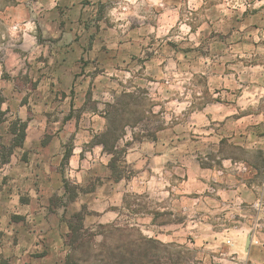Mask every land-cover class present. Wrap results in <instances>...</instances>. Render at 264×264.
Listing matches in <instances>:
<instances>
[{"label":"clouds","instance_id":"obj_1","mask_svg":"<svg viewBox=\"0 0 264 264\" xmlns=\"http://www.w3.org/2000/svg\"><path fill=\"white\" fill-rule=\"evenodd\" d=\"M60 3L61 0H34L22 15L9 18L5 24V31L0 32V39L7 34L12 38L19 39L22 36L29 40L32 48L24 59L33 65V79H35L37 68L48 73L53 79L59 76L60 73L51 71L52 62L57 59V56L55 54L50 56L49 53H54V49L59 47V44L70 43L73 39L72 32H68L66 27H59L58 5ZM92 4L93 8L86 9L93 19V25L88 34L96 32L95 22L99 13L100 35L105 38L104 42L107 43L108 48L117 55V59L111 63L119 64L121 71L112 69L110 64L109 70L94 82H90L87 76V73L93 72L90 64L84 70L85 75L75 82L78 110H83L84 94L89 88L92 89L90 102L95 104L97 112L102 114L110 106L116 105L123 89L120 83L109 80L110 77L115 76L117 81L128 87L129 91H133L136 87L148 90L145 94L147 104L168 128L169 133L175 131L181 138L187 137L188 130L198 133L195 144L187 139L184 140V145L189 150H193L199 147L203 138L208 135L207 132L202 131V127L209 125L211 121L223 120L224 115L229 114L220 105H216L215 108H201L200 101L204 99L205 87H208L210 91L212 86L220 87L227 81L225 86L232 88V96L223 91L212 95H221L222 99H234L237 106L231 108L233 113L238 109L246 108L249 103L256 105V99L244 100V96L249 95L247 90L244 91V96L236 97L235 90L242 87L239 79L234 80L232 76L220 79L223 76V67L222 64L218 66L217 61H222L223 58L215 49L208 53L210 57L208 60L204 58L193 60L191 56L187 58L177 56L173 59L174 54L168 49L166 41L172 40L180 48L189 45L195 48L212 31L223 32L233 26L236 28L232 34L233 38L244 35L245 38L255 37L258 40H264V0H92ZM134 22L137 26L130 27ZM257 22L260 24V28L256 30L259 32L258 36L256 32L249 30V26ZM192 28H195V31H192ZM169 30H171L170 34ZM75 31L77 29H73V32ZM78 31L84 34L82 27ZM18 33L21 36H18ZM53 38H61L59 44L52 45L50 40ZM151 38L156 39L152 49L156 51V56L144 64L130 61L129 56L133 53L139 58H144L140 46H146ZM120 41L123 43H118ZM100 47L101 42L98 40L90 54L91 57L94 58L99 53ZM225 51L234 52L236 55L244 54L246 58L251 55L247 50L241 53L239 48ZM259 51L264 52V48ZM79 55L81 53L77 50L76 57L78 58ZM40 56L48 59L49 67H46L44 63H37V57ZM85 59H89V55H85ZM11 60L17 65L20 64L16 57H11ZM125 65L128 66L127 71L123 70ZM75 70V68H69V71ZM204 70H207L211 79L216 81L214 85L193 83L195 74ZM12 74L15 75V72ZM148 77L152 79L149 80ZM254 83L264 90V69L259 70ZM46 89L47 81H41L40 88L29 99V104L33 106L31 113L27 106L19 107L23 93L13 94L8 101L0 104V111L11 106L13 111L9 114L10 119L15 120L19 116L20 123L23 124L31 116L32 123L29 124V128H35L38 122L42 121L40 111L43 110ZM257 95H264V91H260ZM37 96L40 97L39 100L36 99ZM67 104L68 101L65 100L60 106L63 108L60 112L61 118L68 111ZM209 114H211V121L206 118ZM246 121L260 125L264 121V112L251 120L246 118ZM235 123L239 125L245 121ZM107 127L106 120L90 114H86L81 119L78 127L75 120H70L64 125L57 121L52 130L54 132L56 129L61 130L53 138L47 150L39 151L28 165L17 164L14 156L12 166L9 168V171L16 175L14 191L4 210L0 212L2 217L0 219V264H32V254H36L38 258L43 257L38 259V264H63V259L71 252L67 243V234L70 233L68 220L74 214L82 213L83 216H88L89 220L84 227L92 231L99 229L101 225L107 226L113 221L125 219L136 224V216L129 218L127 215L129 209L125 206V199H122L126 194L129 199L137 198L143 201L153 197L156 200L169 197L170 191L174 189L170 183L171 172L164 168L163 161L173 157L169 156V150L164 149L162 144L160 147L164 155L156 158L154 164L150 165L152 168L150 174L137 176L131 183L123 178L119 179V183H111L112 178H109L110 172L107 166L115 155L122 152L120 150L124 149L126 142L132 141L138 149L135 156H124L128 164H131L140 152H147L148 156H151L149 149L153 146L147 142L142 145L136 143L134 135L139 133V128L126 125L112 145V151H107L103 143H93L97 136L107 130ZM261 127L264 129V125ZM248 139L251 140L252 137ZM31 141L30 136L29 140L24 142V147L17 149V154L34 148L35 145ZM256 142L264 144V141ZM245 146L251 147L252 144L245 142ZM128 151L131 152L132 149ZM191 159L193 157L189 154L188 160ZM36 164L39 167H35ZM143 164L144 161L141 159L134 167L142 168ZM223 164L225 168H243V164L233 165L229 159H225ZM172 171L175 169L173 168ZM97 177L105 180V188L115 194L107 197L99 196ZM66 185L74 189V198L69 199L66 195ZM90 185L91 188H89ZM93 188L96 191H93ZM53 193L61 200V203L49 211L51 207L49 198ZM21 195H26L30 203L24 206L19 205ZM97 199L103 202L97 203ZM82 205H87V208L82 209ZM108 205H115V210H106ZM8 212H16L24 216L26 220L23 224L27 227L25 228L23 224H11ZM94 213L99 215L92 219ZM149 220L150 217L141 221L140 225L149 224ZM95 238L100 241L103 236L97 234Z\"/></svg>","mask_w":264,"mask_h":264},{"label":"rangeland","instance_id":"obj_2","mask_svg":"<svg viewBox=\"0 0 264 264\" xmlns=\"http://www.w3.org/2000/svg\"><path fill=\"white\" fill-rule=\"evenodd\" d=\"M33 2L34 0H0V32L5 31V24L9 18L19 17ZM93 7L92 0H61V3L58 5L59 27H66L68 32H72L73 39L67 44H59L61 38H53L50 40L52 45L59 44V47L54 49V53H49L50 56L52 54L57 56V59L52 62L51 71L53 73H60V75L54 79L39 68L35 69L36 76L35 79H33V65L24 59V57L29 55L32 48V45L26 37H22L21 34L18 33L17 35L21 36V38L16 39L5 34L4 37L0 39L1 104L8 101L13 94L20 95L23 93L19 101V107L27 106L28 111L31 113L33 106L29 104V99L32 98V94L36 93L40 88L41 81H47L46 99L43 100V110L40 111L42 121L38 122L35 128H29V124L32 123L31 116L21 124L19 116H17L15 120L10 119L9 114L13 111L11 106L2 111L1 119L3 121L0 124V212L4 210V206L9 202L14 191L16 175L14 172L9 171L14 156L16 157L17 164L28 165L32 161V157L38 155L39 151L47 150L53 138L58 135L61 129H56L55 132L52 130L57 121H59L61 125H64L70 120H75L76 126L78 127L81 119L86 114H90L93 117L99 116L100 119L107 121L108 127L104 133L95 138L93 143H103L107 151H112V145L126 125L139 128V133L134 135V141L136 143L142 145L144 142H147L153 146L152 149H149L152 153L151 156H148L147 152H140V155L137 156L131 164H128L127 161L124 160V156H135L138 149L132 141L126 142L124 149L120 150L122 152L115 155L107 166L110 172L109 178H112L111 183H119V179L121 178L131 183L136 180L137 176L150 174L152 172V168L150 167V165H152V159L164 155V151H162L160 147L162 144L164 149L170 150L171 153L168 154L173 157V159H165L163 165L164 168L171 172L170 183H172L174 190L170 191L168 200L169 203H171L172 200L170 202V199L172 198L176 207L175 209L166 207L165 201L167 197L163 200H156L155 197H153L147 201H143L137 198L129 199L126 194L122 199H125V206L129 209L127 215L129 218L136 216L137 223L132 224L131 220L128 221L125 219L123 221H113L112 224L107 226L101 225L99 229L95 231L88 228L90 233L94 234L92 239L84 235L82 242L79 243L76 248L70 247L71 252L69 255H72L79 264H114L113 260L115 259L116 261L123 253H126L127 248L131 247L135 250V264H205L206 260L210 261L208 264H223V262L220 261V258L224 257L222 251H220V248L206 247V244L213 245L214 241L206 242L207 239H205V237L208 233L217 229V224L226 223V219L221 218L220 212H207L205 215L203 210L198 209L199 202L197 199L200 198V195H204V191L201 193H191L190 199L192 203H189V200H180L182 197L180 189L185 182L189 181V175L192 176L193 173H198L200 169H209L213 171V173L216 172L215 174L217 176L231 174L238 179H242L244 174L248 171V164L245 161L234 159L230 160L231 163L233 165L243 164V168H225L223 164L224 160L219 156V150L218 152L215 151V147L212 145L199 146L193 150H189L187 146L184 145V140L187 139L190 143L195 144L199 134L188 130L187 137L181 138L175 131L169 133L168 128L159 120L157 115L151 111V108L147 104L145 94L148 90L136 87L133 91H129L128 87L124 86L122 82L117 81L115 76L110 77L109 80L120 83L123 89L120 92L116 105L110 106L107 111L102 114L97 112L95 104L90 102L92 89L89 88L84 94L83 110H78L76 108L77 92L75 82L79 80L81 76L85 75L84 70L87 69L90 64L93 67V72L87 73L90 82H94L104 72L109 70L108 66L110 64L112 69L121 71L119 64L111 63L117 59V55L113 50L108 48L107 43L104 42L105 38L100 35L99 13L95 22L96 32L88 34L93 25V19L90 12L86 11V9H91ZM100 7L102 9L103 6L101 5ZM258 24L259 23L251 24L249 30L256 32L253 25ZM136 26L134 22L130 27L135 28ZM81 27L84 29V34L78 31ZM73 29H77V31L73 32ZM191 30L195 31V28ZM234 31H236L235 26L223 32L212 31L200 44L196 45L195 48L191 45L180 48L172 40H167L166 44L168 49L174 54L173 59L177 56H184L186 58L191 56L193 60H199L200 58L208 60L210 59L208 53L212 51V49H215L222 58L229 59L230 52L225 51L227 49L235 48L247 42L261 45L264 43V40H258L255 37L245 38L244 35L233 38L232 34ZM170 33L171 30H169V34ZM256 35L258 36L259 32H256ZM129 39L131 40V38ZM98 40L101 42L100 51L93 58L90 54ZM118 43H123V41ZM155 44V38L149 39L146 46H140L141 50H143L144 58H139L133 53L129 56V60L139 64H144L147 60H151L157 54L156 51L152 50ZM157 48H159V45H157ZM77 50L81 53L78 58L76 57ZM85 55H89V59H85ZM11 57H16L20 64L17 65L14 63ZM37 63H44L46 67H49L48 59L43 56L37 57ZM121 63H123V61H121ZM69 68H75L76 70L69 71ZM123 70L127 71L128 66L125 65ZM13 72H15V75L12 74ZM205 74L208 76L209 72L204 70L203 72L196 73L193 83L197 85H209V80H206ZM147 79L151 80L152 77H148ZM129 86H131V82H129ZM205 88H207V92ZM205 88L203 91L204 99L200 101L201 108L214 103L225 104L230 100L222 99L221 95H212L213 93H217L215 90L211 92L214 87H211L210 91L208 87ZM113 91H115V89H113ZM227 94L230 95L229 93ZM36 99L39 100L40 97L37 96ZM252 99L256 98L250 96V98L244 100L250 101ZM65 100L68 101L66 106L68 111L63 118H61L60 112L63 111V108L60 106L63 105ZM37 107H39V104H37ZM213 125H211L212 128L215 126ZM22 128H24V136L19 138L22 134ZM30 136L32 137L31 142L35 147L17 154V149L23 148L24 142L29 140ZM170 136L172 137L171 139L169 138ZM129 149H132V151L129 152ZM233 153H235V156L239 157L248 156L247 152L241 148L233 150ZM189 154L193 159L188 160ZM141 159L144 161L143 167H134ZM34 166L39 167L38 164ZM173 168L175 171H172ZM96 180L99 184V196L107 197L115 194L114 192H109L105 188V180L100 179V177H97ZM208 180L206 195L217 194L221 182H219L218 179L216 180L214 175L209 177ZM222 182L226 184L225 181ZM65 187L68 198H74V189L68 185ZM89 188H91V185ZM92 190L96 191L95 188ZM178 201H184L185 204L182 205L181 202V206L178 207ZM102 202L103 201L97 199V203ZM28 203H30V199L26 195H21L18 204L24 206ZM60 203L61 200L53 193L49 198V204L51 206L49 211L59 206ZM153 205H155V207H153ZM230 205L240 210L249 207L256 215L264 211V196L257 198L249 204H244V202L240 201H225V209ZM81 207L82 209H86L87 205H82ZM106 210L114 211L115 205H108ZM227 210H229V208ZM234 213L235 212L230 213L232 217L229 216V219L238 221L239 219L236 218V213ZM96 215L99 214L94 213L91 218L95 219ZM204 216H206V220ZM8 217L11 224H23L26 220L24 216L16 212H8ZM149 217V224L141 226L140 222ZM0 219H2V217H0ZM88 220L89 217L84 216V224L87 223ZM75 222L76 217L73 216L68 220V227L69 224H74ZM235 225H237V223L232 226L235 227ZM23 226L25 228L27 227L26 224H23ZM242 227L243 231L244 229L249 230V234L252 236H255L257 231H262L264 229V226L258 222H254L250 227ZM97 234H101L103 239L97 241L95 238ZM141 237L153 239L155 242L149 243L147 239H145L142 243V241H140ZM226 244L232 246V241L228 238ZM227 253L229 258H226L229 261H234L233 256H237V254L232 251ZM204 255L209 256L207 258ZM42 258L43 257L38 258L36 254H32V264H38V259ZM66 258L67 256L63 259V264L66 263ZM104 258H107V261ZM121 264L134 263H131L129 260H124Z\"/></svg>","mask_w":264,"mask_h":264},{"label":"crops","instance_id":"obj_3","mask_svg":"<svg viewBox=\"0 0 264 264\" xmlns=\"http://www.w3.org/2000/svg\"><path fill=\"white\" fill-rule=\"evenodd\" d=\"M253 15H255V10L253 11ZM253 26L256 30L260 28V24ZM237 48L241 50V53H244L247 50L251 53V55L246 58L244 54L236 55L234 52H230L229 59L223 58L222 61L218 60L217 65L219 66L222 64L223 67V76L220 77V79L227 76H232L234 80L239 79V83L242 87L235 90L236 97L238 98L240 96H244V91L247 90L249 95L244 96V99L254 96L257 103L255 106L248 104L246 108L238 109L234 113L231 112V108L237 106L234 99H230L227 101L228 103L225 104L214 103L212 105H206L205 107L212 108H215L216 105H220L227 110L229 114L224 115V119L220 121H211V114L206 117L212 124L210 123L209 125L202 127V131L207 132L208 135L203 138L200 143V147L206 145L214 146L215 151L218 152L219 150V156L222 160L235 159L245 161L248 164V171L244 174L242 179H238L236 176L231 174L217 176L215 174L216 172L213 173V171H210L209 169H200L198 173H193L192 176L189 175V181L182 185L180 189L182 197L180 200H189V203H192L190 199L191 193H201L204 191V195H200V198L197 199L199 202L198 209L203 210L205 215L207 212H220L221 218L226 219V223L217 224V229L208 233L205 237V239H207L206 242L214 241L213 245L206 244V247L220 248V251H222V255L224 256L220 258V261L223 262V264H264V229L262 231H257L254 236L255 239L258 240V244L251 240L250 246L246 249V241L249 235V230L244 229L243 231L242 227H250L254 224V222H258L264 226V211L255 215L249 207H247V209L240 210L237 209V207L230 205L228 207L229 210H227L228 208L225 209L224 206L225 201H240L244 202V204H249L261 197L260 193H264V144L256 142L257 140L264 141V129L261 127V125H264V121H262L260 125L246 121V118L251 120L264 112V95H257V93L264 90H261L259 85L254 83V78L259 75V70L264 69V52L259 51L261 48H264V43L261 45L258 43L252 44L247 42L232 49L234 50ZM241 72L243 73L242 76ZM205 78L206 80H209V85H214L216 83V81L211 79L210 73L208 76L205 74ZM250 82H252V86H250ZM227 83L228 82L225 81L220 87L212 86L214 89L210 90L211 92L215 90L217 94L222 91L224 93L227 92L230 94L229 96H232L233 90L230 86H225ZM205 91L207 92V88H205ZM237 121H245V123L237 125L235 123ZM211 125H213L214 128H212ZM209 129H211V131H208ZM250 136L252 137L251 140L248 139ZM245 142L251 143L252 146L246 147ZM239 148L247 152L248 156H235L233 150H237ZM168 153H171L170 150ZM155 159H152V165L154 164ZM212 175L215 176L216 180L218 179L219 182H221V185L218 187L219 192L214 195H206L208 188L207 182H209L208 179ZM222 181H225L226 184H223ZM170 202L171 203H169L167 197L165 201L166 207L175 209L176 206L172 198L170 199ZM181 202H177L178 207H180L181 204H185L184 201ZM231 212L236 213L234 214L236 218L239 219L238 221H232L229 219ZM204 219H207L206 216H204ZM236 223L237 225L233 227L232 225ZM228 238L232 241V246L226 244V240H228ZM231 251L237 254V256H233L234 261H229L226 258L228 257L227 252ZM204 256L208 258L209 255ZM208 262L210 261L206 260L205 264H208Z\"/></svg>","mask_w":264,"mask_h":264},{"label":"trees","instance_id":"obj_4","mask_svg":"<svg viewBox=\"0 0 264 264\" xmlns=\"http://www.w3.org/2000/svg\"><path fill=\"white\" fill-rule=\"evenodd\" d=\"M2 102V99H0V104ZM1 115H2V111H0V124L2 123V119H1ZM21 135L19 138H22V136H24V128L21 129ZM1 134V133H0ZM1 137V136H0ZM74 217H76V222L74 224H69V228H70V233L68 234V243L69 246L72 248H76L79 243L82 242L84 235H87L89 237V239H92V237L94 236L93 233H90V231L88 230V228L84 227V216L82 213H76L73 215ZM142 241V243L145 241V239H147V242L149 243H153L155 242L153 239H148V238H140ZM144 245V244H141ZM128 251H126V253H123L120 257H118V259L115 261V259L113 260L114 264H121L124 260H129L131 261V263L135 264V250L134 248H127L126 249ZM107 261V258H104ZM112 259V258H111ZM65 264H79L75 261V259L72 257V255H68L66 258V263Z\"/></svg>","mask_w":264,"mask_h":264},{"label":"water","instance_id":"obj_5","mask_svg":"<svg viewBox=\"0 0 264 264\" xmlns=\"http://www.w3.org/2000/svg\"><path fill=\"white\" fill-rule=\"evenodd\" d=\"M251 240H252V235L249 234V235H248V238H247V241H246V249H248V247L250 246V242H251Z\"/></svg>","mask_w":264,"mask_h":264},{"label":"built area","instance_id":"obj_6","mask_svg":"<svg viewBox=\"0 0 264 264\" xmlns=\"http://www.w3.org/2000/svg\"><path fill=\"white\" fill-rule=\"evenodd\" d=\"M252 241H253L254 243H257V244H258V240L255 239L254 235L252 236Z\"/></svg>","mask_w":264,"mask_h":264}]
</instances>
